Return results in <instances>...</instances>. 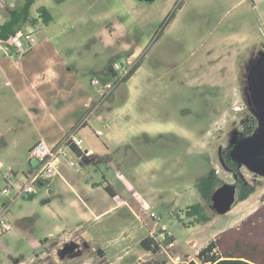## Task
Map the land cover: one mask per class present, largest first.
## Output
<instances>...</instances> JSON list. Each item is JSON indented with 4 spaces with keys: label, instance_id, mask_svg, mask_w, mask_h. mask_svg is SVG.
I'll return each instance as SVG.
<instances>
[{
    "label": "rangeland",
    "instance_id": "374dc122",
    "mask_svg": "<svg viewBox=\"0 0 264 264\" xmlns=\"http://www.w3.org/2000/svg\"><path fill=\"white\" fill-rule=\"evenodd\" d=\"M22 1L0 0V22L7 2L18 6ZM33 3L31 17L42 4L52 20L48 27L39 20L37 30L25 25V31H31L34 39L50 37L70 67L65 80L77 81L103 103L100 113L78 134L84 144L93 140L110 143L105 159L111 167L108 179L123 198L144 208L139 220L126 205L107 210L97 221L83 225L90 233L86 239L57 235L56 225L72 227L80 222L70 203L77 200L75 192L61 175L80 193L88 175L82 174L83 165L79 164L81 175L76 166L68 165L70 158L78 163L79 159L67 154L48 185L39 182L33 194L12 201L13 189L1 193L6 186L2 174L12 168L20 181L31 163L37 165L27 149L35 133L30 125L27 131L6 129L11 118L0 116V211L9 205L11 224L0 236V264H14L18 258L26 260L25 264H109L98 253L100 247L112 261L116 253L122 255L115 264H134L138 257L142 262L164 259L182 264L196 260L197 251L215 237L230 244L233 233L242 235L247 230L248 236L264 242V150L252 161L236 164L229 160L228 151L240 137L256 134L263 115L254 83L264 68V0ZM170 12L173 16L167 18ZM123 46L125 53L112 50L120 51ZM136 48L139 52L131 60L129 55ZM126 61H138L139 66L128 80L116 83L108 66L118 68ZM37 63L35 59L32 65L25 64L29 76ZM92 78L101 86L106 81L116 84L102 97L91 84ZM8 94L9 88L0 82V99ZM95 130L101 134L95 135ZM213 170L214 187L228 182L238 188L254 185L255 191L237 200L228 212L217 213L210 198H201L195 187ZM49 189L54 193L49 194ZM195 202L202 203L209 221L189 224L184 210ZM113 203L110 198L102 200V209ZM173 213L188 226L180 224ZM65 214L69 220L60 218ZM254 223L258 229L254 230ZM161 226L173 242L155 254L145 252L139 241ZM50 232L56 236L41 246L38 240ZM66 245L74 248L62 256Z\"/></svg>",
    "mask_w": 264,
    "mask_h": 264
},
{
    "label": "crops",
    "instance_id": "0c3cea01",
    "mask_svg": "<svg viewBox=\"0 0 264 264\" xmlns=\"http://www.w3.org/2000/svg\"><path fill=\"white\" fill-rule=\"evenodd\" d=\"M36 2H38V0L33 4ZM8 3L9 2H7L5 6L6 12L3 11L5 14L2 15V21L0 23L7 18L9 10L17 6ZM40 6H42V4L39 5V7ZM32 17H38V11L36 16ZM25 25L30 26L31 30H37L39 22L34 25L25 23L22 25L21 29L25 30ZM45 25L48 27L49 24L47 23ZM113 27L114 26H112V28ZM112 50L117 54L125 53V46H123V49L121 48L120 51L118 49L114 50L113 48ZM138 52L139 49L137 48L133 50L132 53L131 51L128 52L131 53L129 55L130 59L134 60ZM35 59H38V63L33 66V70L30 71L31 76H29L25 69V64L28 63L27 65H32ZM109 67L115 69L113 65H109L108 69ZM69 70L70 67L67 66L65 60L60 56L56 45H54L51 38L46 35L42 36L41 39H35V42L22 54H18L11 47L0 50V74L3 76L0 82L9 88L8 96L0 99V116L11 118V124L7 125L6 129L20 128L23 131H27V127L30 125V131L35 134L32 135V143L27 147L28 152L32 145L39 139H43L48 143H54L70 131H76L77 135L83 139L78 133L82 132V128L89 123L90 119H93V116L99 114L102 110L103 103L99 95L98 97L93 96L91 93L87 92L80 83H77V81L65 80L66 78L64 75H66ZM21 117L24 118L21 119ZM16 119H20V121L18 123L12 121ZM84 142L85 139H83L82 147L74 151L76 155H80L83 158L80 162V164L83 165L82 174L88 175L84 182L81 183V190H84V193H80L72 183H69V181L65 179L64 175H61L65 184L75 192L77 200L72 199L70 203L74 206V211L80 222L72 227H59V225H56V234L61 237L76 235L86 239L90 233L84 229L83 225L91 224V221H97L100 216L109 209L126 205L139 220L138 214L142 212L144 208L141 205L135 206L129 200L123 198L119 194L114 183L108 179L111 167L105 159L109 157L108 151L110 149V143L104 140L101 141V144H96L94 140L93 142L89 141L85 144ZM1 144H3V142ZM74 153L71 154L72 157ZM14 162H20V160L11 161L10 163ZM90 165L95 166V169L91 170L89 168ZM101 165L105 167L104 171H100L99 167ZM37 167L38 166L33 162L31 163L30 169L23 174H33ZM8 170H12L17 174L12 168H8ZM81 172L82 170L78 173L80 174ZM98 172H100L99 175H97ZM97 176H100L101 179H97ZM112 179L116 181L114 176ZM105 186L108 187V190L105 189ZM52 193H54V191L49 189V194ZM109 198L114 200V203L110 208L102 209V200L103 202H107ZM14 199L15 198H13L12 201ZM8 206L9 205L5 207ZM77 208L78 210L76 211ZM68 216L69 215L65 214L64 216L58 217L61 219L64 218L66 221L69 220V218H67ZM54 235L55 234L50 232L48 236L40 238L38 243L42 246L45 242H49L51 238L56 236ZM37 254L39 253L35 255ZM121 256V254L116 253L115 261H112L107 258V253L104 252L102 258L109 261V264H115V262L120 260ZM140 258L141 257H138L136 262L140 260ZM32 259L31 257L29 261ZM14 261V264H25L26 260L18 258ZM136 262L134 264H136Z\"/></svg>",
    "mask_w": 264,
    "mask_h": 264
},
{
    "label": "trees",
    "instance_id": "16d2710c",
    "mask_svg": "<svg viewBox=\"0 0 264 264\" xmlns=\"http://www.w3.org/2000/svg\"><path fill=\"white\" fill-rule=\"evenodd\" d=\"M35 0H23L18 7L9 10L7 18L0 23V38L6 39L10 34H13L18 29L22 28L25 23H30L32 25L39 22V20L47 24L52 20V17L48 10L44 6L38 7V17L34 18L29 15V8ZM173 16V12H170L167 18ZM138 61L134 62L130 67L128 73L124 76L123 80H128L131 75L138 68ZM111 76L115 75V69L109 67ZM73 151L77 148L71 146ZM216 175L214 170L209 175L201 177L195 184L197 191L201 198L209 199L212 190L217 187L213 186ZM108 190V187L105 186ZM255 191L254 185L242 184L238 188V193L236 196V201H243L248 196ZM233 204V205H234ZM177 221L184 225L181 216L177 213H173ZM184 216L190 218V225L201 224L209 221L210 217L204 210L201 202H195L186 207L184 210ZM254 230L258 229V224L254 223ZM253 230L252 227L250 229ZM248 231L242 232V235H237L233 233L231 235V243H223L221 237H215L202 246L196 253L194 259H187L182 264H264V242L260 238H252L248 236ZM173 236L166 233L163 240H158L154 235L148 234L139 241L140 247L145 252H151L153 254L159 252L163 245H169L173 242ZM98 253L103 257V251L98 248ZM143 260H138L136 264H178L175 262L166 261L164 259H153L148 262H142Z\"/></svg>",
    "mask_w": 264,
    "mask_h": 264
},
{
    "label": "built area",
    "instance_id": "2783aa9c",
    "mask_svg": "<svg viewBox=\"0 0 264 264\" xmlns=\"http://www.w3.org/2000/svg\"><path fill=\"white\" fill-rule=\"evenodd\" d=\"M34 42L35 39L32 36L31 31L18 29L13 34H10L6 39L0 38V50L11 47L18 54H22ZM131 63V61H126L125 65H119L118 68H115V75L112 77L116 78L114 80L116 83L119 80H123L124 76L128 73L130 67L133 64ZM116 83L106 81L101 86L100 81L97 78L91 79V84L97 88L102 97L106 96ZM95 134L100 135L101 131L97 130ZM82 144L83 139L77 135L76 131H70L66 133L60 140L54 143H48L43 139H39L32 145L29 150L30 158L36 161L38 165L36 171L30 175L22 174V180L19 181L18 179H16L17 174H15L12 170H7L3 173V178L6 182V186L1 189V193L9 194V192L13 189L15 193L14 198H17L33 194L39 182H46L48 185V179L55 173H58V167L62 163V158L67 154L74 153L71 146L80 148L82 147ZM74 156L79 159V163L70 158V160L68 161V165L76 166L75 170L79 172L81 170L79 168V164L83 158L80 155H76L75 153ZM8 209L9 207H5L0 211V236L7 233L11 227L9 216L7 214ZM150 217L155 218L156 216L153 212H151ZM165 229V226H161L160 229L152 231L149 234L154 235V237L158 240H163L166 233H168Z\"/></svg>",
    "mask_w": 264,
    "mask_h": 264
},
{
    "label": "water",
    "instance_id": "95a60500",
    "mask_svg": "<svg viewBox=\"0 0 264 264\" xmlns=\"http://www.w3.org/2000/svg\"><path fill=\"white\" fill-rule=\"evenodd\" d=\"M254 92L261 105V109H263V115L256 134L253 136H242L230 146L229 159L235 164L252 161L257 157L259 152L264 150V68L261 69L254 83ZM236 196V185L224 182L215 187L211 192L210 200L212 207L217 213H226L232 208ZM73 248V245L64 246L62 248V256Z\"/></svg>",
    "mask_w": 264,
    "mask_h": 264
},
{
    "label": "flooded vegetation",
    "instance_id": "af4514ba",
    "mask_svg": "<svg viewBox=\"0 0 264 264\" xmlns=\"http://www.w3.org/2000/svg\"><path fill=\"white\" fill-rule=\"evenodd\" d=\"M231 146V145H230ZM229 151V150H228ZM230 160V159H229ZM231 161V160H230ZM233 163V162H232ZM236 192L238 193V187H237V185H236ZM237 193H236V195H237Z\"/></svg>",
    "mask_w": 264,
    "mask_h": 264
}]
</instances>
